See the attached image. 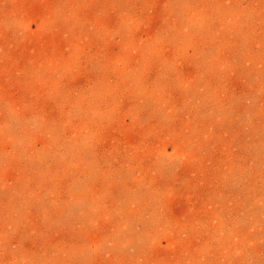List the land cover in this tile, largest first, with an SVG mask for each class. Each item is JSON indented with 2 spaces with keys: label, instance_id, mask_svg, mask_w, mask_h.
Segmentation results:
<instances>
[{
  "label": "rangeland",
  "instance_id": "374dc122",
  "mask_svg": "<svg viewBox=\"0 0 264 264\" xmlns=\"http://www.w3.org/2000/svg\"><path fill=\"white\" fill-rule=\"evenodd\" d=\"M0 264H264V0H0Z\"/></svg>",
  "mask_w": 264,
  "mask_h": 264
}]
</instances>
